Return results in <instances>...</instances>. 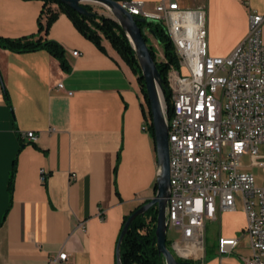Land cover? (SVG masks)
<instances>
[{"label":"crops","instance_id":"crops-1","mask_svg":"<svg viewBox=\"0 0 264 264\" xmlns=\"http://www.w3.org/2000/svg\"><path fill=\"white\" fill-rule=\"evenodd\" d=\"M144 1L151 9L159 0ZM44 2L0 0V36L57 40L68 63L64 68L46 48L0 46V264H116L124 217L156 194L149 107L138 74L110 40L98 46L59 7L40 31ZM179 2L206 8L213 56H229L247 35L251 14H264V0ZM30 130L35 140L22 136ZM217 215L214 242L206 241L196 264H247L243 207ZM220 236L241 238L224 252ZM62 252L66 260L58 258Z\"/></svg>","mask_w":264,"mask_h":264},{"label":"built area","instance_id":"built-area-1","mask_svg":"<svg viewBox=\"0 0 264 264\" xmlns=\"http://www.w3.org/2000/svg\"><path fill=\"white\" fill-rule=\"evenodd\" d=\"M49 5L59 7L56 2ZM123 5L138 16L159 20L179 58V67L171 65L168 71L172 114L167 217L168 226L181 231L180 239L173 241L175 252L203 259L207 222L216 220L218 211L237 210L240 200L246 218L243 235L252 250L245 260L264 264V183L247 169L258 165L264 170V14H251L245 38L229 56L221 57L209 52L204 6L186 7L179 0H159L151 9L144 0ZM48 15L43 12L44 22ZM22 136L37 138L33 130ZM245 155L251 164L242 162ZM40 171L46 180L47 173ZM240 238L220 236V250L232 251ZM67 256L62 252L58 258Z\"/></svg>","mask_w":264,"mask_h":264},{"label":"trees","instance_id":"trees-1","mask_svg":"<svg viewBox=\"0 0 264 264\" xmlns=\"http://www.w3.org/2000/svg\"><path fill=\"white\" fill-rule=\"evenodd\" d=\"M42 13L49 12L48 18L45 22L39 19V30H48L53 21L58 17L59 11L49 5L50 2H56L60 10L65 11L73 20L76 27L88 38L94 41L98 46L102 47L101 40L103 37L111 41L112 45L118 50L123 59L133 68L138 74L139 80L149 107L150 121L147 127L151 130L153 136L155 129L152 122V112L150 108V101L146 90L145 80L142 74L141 66L136 54V51L118 21L109 15L97 11L92 4H86L90 10H94V14L85 16L74 9L66 6L60 0H44ZM140 26L146 29L151 28L155 32L157 42L162 46L165 59L159 60L157 57V49L149 40L150 37L144 33L145 38L150 46L151 53L157 62L162 78L164 79L165 98L167 103V115L172 114V99L171 91L168 85V71L171 65L179 67V58L175 50V46L160 22H139ZM0 46L12 49L14 51H32L40 48H46L51 51L59 60L64 68L68 67L65 56V48L63 45L54 39L49 38H33V37H18L10 38L0 36ZM14 173L10 179V188H13ZM157 190V183L155 191ZM158 209L157 206H152L144 215H139L135 218L128 232L125 234L121 243V260L123 264H165L164 256L161 255L157 248L156 241V222ZM128 215L124 217L122 228L126 222ZM121 228V230H122ZM121 233V231H120ZM120 235V234H119ZM169 246V242L167 240ZM171 248V247H170ZM178 260L187 262L189 260L177 256ZM190 264H195L189 261ZM183 264V263H182Z\"/></svg>","mask_w":264,"mask_h":264},{"label":"water","instance_id":"water-1","mask_svg":"<svg viewBox=\"0 0 264 264\" xmlns=\"http://www.w3.org/2000/svg\"><path fill=\"white\" fill-rule=\"evenodd\" d=\"M66 6L74 9L78 13L89 16L94 14L86 4H97L109 10V16L119 22L123 30L129 37L139 60L142 74L145 80L148 99L152 112V122L155 129V139L158 154V175L156 194L148 201L144 202L133 210L127 217L126 222L119 235L116 246V264H123L121 260V243L128 232L135 218L144 215L152 206H157L156 241L157 248L164 256L165 264H190L189 261L178 260L177 255L167 244L168 217L167 206L171 193L170 178V143L168 134V115L165 105L164 79L154 59L150 46L145 38V27L139 22H160L153 18H144L128 10L123 2L119 0H60ZM149 31L155 35L154 30Z\"/></svg>","mask_w":264,"mask_h":264},{"label":"rangeland","instance_id":"rangeland-1","mask_svg":"<svg viewBox=\"0 0 264 264\" xmlns=\"http://www.w3.org/2000/svg\"><path fill=\"white\" fill-rule=\"evenodd\" d=\"M92 5L94 6V8L97 10V11H99V12H101V13H103V14H106V15H108L109 14V10L108 9H106V8H104V7H102V6H100V5H97V4H94V3H92ZM148 33V35H149V37H150V41L154 44V46L157 48V57H158V59L159 60H161L162 59V56L164 55V52H163V49H162V46L157 42V39H156V37L150 32V31H147ZM182 71L184 72V73H187V68L185 67V66H182ZM165 105H166V107H167V103H166V98H165ZM264 150V148L263 147H261V151H263ZM262 158L260 157V158H258L257 160H261ZM251 158H250V156L249 155H245L243 158H242V162L244 163V164H246V165H249V164H251ZM248 170H250V171H252L254 174H255V176H256V178H257V181L260 183V184H263L264 183V170H263V168H261L260 166H258V165H255V166H251V167H249V168H247ZM241 208H242V203H241V201L239 200L238 202H237V210L236 211H239V210H241ZM223 219H222V223H223V225H225L227 222H226V218L224 217V215H223V217H222ZM237 224V222L235 221V220H232V222L230 223V225L231 226H234V225H236ZM217 225V223H214L213 221H208L207 222V246L208 247H210L212 244H213V242H214V232H215V230L218 228V225ZM180 237H181V231L180 230H177V229H173V228H168V231H167V240H168V242H169V247H171V249H172V251L177 255V256H179L176 252H175V250H174V247H173V241H175V240H177V239H180ZM181 258H183V259H187V260H189V261H193L195 264L197 263V261H199V259L198 258H195V257H187V258H185V257H181Z\"/></svg>","mask_w":264,"mask_h":264},{"label":"bare ground","instance_id":"bare-ground-1","mask_svg":"<svg viewBox=\"0 0 264 264\" xmlns=\"http://www.w3.org/2000/svg\"><path fill=\"white\" fill-rule=\"evenodd\" d=\"M193 253V252H192ZM195 254H197V252H195Z\"/></svg>","mask_w":264,"mask_h":264}]
</instances>
